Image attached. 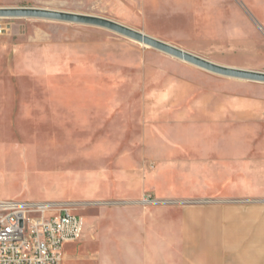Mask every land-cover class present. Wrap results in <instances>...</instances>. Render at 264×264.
<instances>
[{
    "label": "rangeland",
    "instance_id": "rangeland-1",
    "mask_svg": "<svg viewBox=\"0 0 264 264\" xmlns=\"http://www.w3.org/2000/svg\"><path fill=\"white\" fill-rule=\"evenodd\" d=\"M186 1L0 0V9L35 8L102 17L215 64L264 73V27L248 11L254 27L247 26L248 39L233 37L228 46L224 37L228 26L223 24L228 15L221 14L222 25L213 26L208 23L209 12L183 10L181 2ZM153 8H161V12H150ZM190 17L196 21V33L205 37L169 34L165 28H185ZM0 26V201L49 202L64 191L81 195L80 186L92 187L96 178L111 176V160L108 166L105 161L142 139L147 130L156 132L161 118L169 120L184 107L176 100L186 91L180 67L188 64L183 61L97 26L15 17H0ZM248 82L264 94V83ZM24 98L34 103L55 100L65 104L67 119L37 120L30 111L26 120H20L10 112L8 102ZM54 124L60 128L53 129ZM118 140L123 147L112 154L110 146ZM65 144L66 156L71 158L72 186L62 177L64 169L36 167L38 161H53V150L60 151L56 154L63 160ZM42 171L60 172L61 177ZM210 201L159 200L146 193V205L169 213L159 219L160 237L153 233L151 247L134 256L151 257L160 264H206ZM51 203H67L82 216H92L98 208L94 202L75 199ZM76 249L75 245L66 246V256L75 254ZM112 252L110 249L108 255ZM78 256L86 259L74 264L96 263L99 248L86 246Z\"/></svg>",
    "mask_w": 264,
    "mask_h": 264
},
{
    "label": "crops",
    "instance_id": "crops-1",
    "mask_svg": "<svg viewBox=\"0 0 264 264\" xmlns=\"http://www.w3.org/2000/svg\"><path fill=\"white\" fill-rule=\"evenodd\" d=\"M181 7L209 12L208 23L213 26L222 25L221 14L228 15L223 23L228 26L224 31L228 46L233 37L248 39L247 26L254 28L248 12L264 27V0H187ZM149 11L160 13L161 8ZM196 27L190 17L185 28H165L169 34L205 37L196 33ZM209 38L218 44L216 38ZM180 71L186 80V91L176 99L177 105H184L182 109L169 120L161 118L156 132L147 130L142 139L105 161L108 166L111 160V176L96 178L92 187L80 186L81 195L64 191L57 200H49L75 199L98 207L92 216L81 215L88 237L73 244L77 251L65 256L61 264L85 260L78 254L92 245H97L100 255L92 264H160L151 257L134 256L151 247L153 233L160 237L159 219L169 213L146 205V193L159 200H211L207 207L206 264H264V94L256 92L248 81L211 76L190 64L181 66ZM26 99L8 102L10 112L18 114L20 120H26L30 111L37 120L67 119L65 104ZM67 113L70 119L71 106ZM55 128L60 124H54ZM121 147L118 140L110 152H120ZM53 151V161H38L36 167L64 169L62 177L72 186L66 144L63 160L56 154L60 151ZM44 174L61 177L56 171ZM110 249L112 256L108 255Z\"/></svg>",
    "mask_w": 264,
    "mask_h": 264
},
{
    "label": "built area",
    "instance_id": "built-area-1",
    "mask_svg": "<svg viewBox=\"0 0 264 264\" xmlns=\"http://www.w3.org/2000/svg\"><path fill=\"white\" fill-rule=\"evenodd\" d=\"M85 233L83 217L67 203L0 201V264H61L65 247Z\"/></svg>",
    "mask_w": 264,
    "mask_h": 264
},
{
    "label": "water",
    "instance_id": "water-1",
    "mask_svg": "<svg viewBox=\"0 0 264 264\" xmlns=\"http://www.w3.org/2000/svg\"><path fill=\"white\" fill-rule=\"evenodd\" d=\"M0 17L15 18H41L47 20L86 24L107 29L125 38L138 42L144 46L157 50L165 55L183 61L209 73L238 80L264 83V73L226 67L215 64L200 56L194 55L181 48L155 39L143 32L131 29L117 22L102 17L73 14L35 8H4L0 9ZM171 202H157V204H169ZM190 204L202 202H188Z\"/></svg>",
    "mask_w": 264,
    "mask_h": 264
}]
</instances>
